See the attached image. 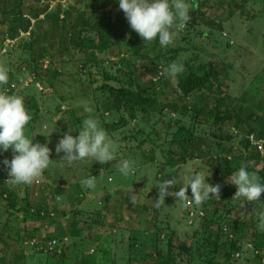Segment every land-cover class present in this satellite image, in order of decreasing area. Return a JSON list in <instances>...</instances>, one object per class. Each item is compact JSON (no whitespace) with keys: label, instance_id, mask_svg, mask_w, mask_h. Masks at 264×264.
<instances>
[{"label":"rangeland","instance_id":"374dc122","mask_svg":"<svg viewBox=\"0 0 264 264\" xmlns=\"http://www.w3.org/2000/svg\"><path fill=\"white\" fill-rule=\"evenodd\" d=\"M3 2L15 12L3 14ZM195 2L193 22L172 29L165 48L144 42L117 0H0V67L9 76L0 92L23 96L26 134L53 159L28 186H12L0 163V264H264V193L243 202L227 182L241 166L264 182V0ZM174 61L185 76L217 73L206 85L225 98L220 123L203 120L195 95L164 74ZM85 105L118 144L117 159L66 166L55 145L70 127L78 135ZM236 118L256 122L247 136L258 151ZM124 158L136 165L127 177L117 171ZM193 173L220 184L219 198L182 206L166 195L154 206L162 179L175 176L178 190ZM92 176L95 187H84Z\"/></svg>","mask_w":264,"mask_h":264},{"label":"clouds","instance_id":"9594fccd","mask_svg":"<svg viewBox=\"0 0 264 264\" xmlns=\"http://www.w3.org/2000/svg\"><path fill=\"white\" fill-rule=\"evenodd\" d=\"M119 9L123 11L130 28L135 31L144 42H151L158 38L161 47H167L173 42L172 29L183 27L190 19L189 12L193 3L186 0H117ZM184 71V65L179 62L170 63L164 70L168 77L177 76ZM8 69L0 67V86L8 83ZM85 117L78 129V135L73 136L71 127L62 135L55 145L56 153H63L65 165L83 162L88 159L107 164L117 159L118 144L102 126L100 120L93 114L92 107L85 105ZM31 120L24 98L21 95H12L0 92V155L11 150L12 158H4L0 163L7 169L8 180L12 186L31 185L41 177L44 170L53 163L50 159L51 149L47 143H33L34 137L26 134V126ZM136 165L132 159L124 158L120 161L117 171L122 176L135 173ZM258 172H250L245 166L239 167L231 173L227 182L236 187L234 199L243 202L260 201L264 193V182ZM203 173H193L187 176V184H182L178 190L176 177L162 179L156 185L159 189L158 198L154 206L159 208L164 203L166 195H173L186 206L191 197V203L199 206L209 198H219L220 184L210 186ZM86 188L95 187V177L83 180ZM190 187L191 195L187 194ZM137 194H132L131 202L134 205ZM258 228L264 230V209H257Z\"/></svg>","mask_w":264,"mask_h":264},{"label":"trees","instance_id":"16d2710c","mask_svg":"<svg viewBox=\"0 0 264 264\" xmlns=\"http://www.w3.org/2000/svg\"><path fill=\"white\" fill-rule=\"evenodd\" d=\"M195 5L197 6L196 2H195ZM5 7H6V4L3 2L1 4V8L4 9ZM46 8H47V6H46ZM2 12H3V14H8V12H11L13 14L15 12V9L14 8H11L8 10L4 9V10H2ZM25 21H27V20H25ZM0 23H3V22L0 21ZM56 32L57 31L54 30V33H51L50 37L56 38L58 36ZM67 39H70V37H68ZM129 42L131 43V39L129 40ZM157 60H158V58H157V56H155L154 60L150 61V66H152ZM217 77H218V75L216 72H214L212 74L210 72H204L201 75H192V76H185L183 73L178 74L179 86H180L182 92L184 93V95H186L187 97L195 95L194 98L197 99V101L194 103L193 109L196 111V113L199 116H201V118L203 117V120H205V121H209L210 117H214V120L212 123L215 125H217L218 123L221 122L220 118H222V112H223L220 108L218 109L217 107H223L222 105L226 106V103H225L224 97L216 96L215 95V92H216L215 89H212L209 85L208 86L206 85V80L208 78L217 79ZM200 90L207 91V95L203 94L202 92H199ZM261 101L262 100L257 102L256 105L261 104ZM186 108L187 107H183V111L185 113L187 112ZM32 115H33L32 120H34L36 118V115H34V114H32ZM235 121H236V123L238 122L239 127H244V130L246 129L243 138L247 139L248 146L254 147V145H255L253 142L254 140L249 138L247 135L252 133V132L256 133V131H254V128L250 127V124L255 126L256 122L245 121L242 118L238 119V120L236 118ZM188 139H190L189 142L192 140L190 143H193L194 140L196 141L195 138L191 139L190 137H187L186 140H188ZM255 149L258 151L256 145H255ZM192 154L195 155V152H192ZM247 156L250 157L251 153L248 152ZM10 200H12V199H10ZM8 202H9V200H8ZM6 204H8V203H6ZM117 224H119V223H117ZM233 245H235V244H233ZM237 249H238V246H237Z\"/></svg>","mask_w":264,"mask_h":264},{"label":"water","instance_id":"95a60500","mask_svg":"<svg viewBox=\"0 0 264 264\" xmlns=\"http://www.w3.org/2000/svg\"><path fill=\"white\" fill-rule=\"evenodd\" d=\"M195 13H196V5L194 4V10L191 13H189L190 19L186 22V25H188V26L191 25V23L194 20Z\"/></svg>","mask_w":264,"mask_h":264}]
</instances>
